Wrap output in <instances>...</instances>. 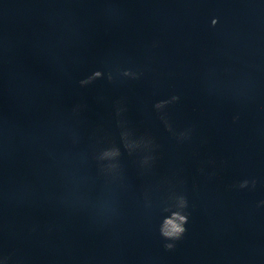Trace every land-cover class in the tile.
Wrapping results in <instances>:
<instances>
[{
	"label": "water",
	"instance_id": "95a60500",
	"mask_svg": "<svg viewBox=\"0 0 264 264\" xmlns=\"http://www.w3.org/2000/svg\"><path fill=\"white\" fill-rule=\"evenodd\" d=\"M0 264H264V0H0Z\"/></svg>",
	"mask_w": 264,
	"mask_h": 264
},
{
	"label": "clouds",
	"instance_id": "9594fccd",
	"mask_svg": "<svg viewBox=\"0 0 264 264\" xmlns=\"http://www.w3.org/2000/svg\"><path fill=\"white\" fill-rule=\"evenodd\" d=\"M213 25L216 24V20L213 19L211 22ZM101 72L99 70L94 71L91 75L87 76L85 79H82L79 81L81 86L90 84L92 81L96 80L98 77H100ZM111 77L109 76V80ZM172 99L175 101L178 99V97L173 96ZM112 153H106V155H110ZM249 181L244 180L242 181L238 186L240 188L246 187L248 185ZM252 184H255V181H252ZM187 207L186 199L182 202V209L181 212H174L171 215V218H166L164 226L162 227L160 231V235L163 237L165 241H170L164 244L165 250H172L175 247L174 241H177L181 239L183 234L185 233V224L187 223V213L184 211Z\"/></svg>",
	"mask_w": 264,
	"mask_h": 264
}]
</instances>
